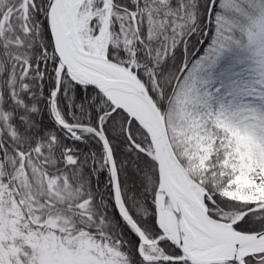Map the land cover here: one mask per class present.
Segmentation results:
<instances>
[{
    "label": "snow or ice",
    "instance_id": "snow-or-ice-1",
    "mask_svg": "<svg viewBox=\"0 0 264 264\" xmlns=\"http://www.w3.org/2000/svg\"><path fill=\"white\" fill-rule=\"evenodd\" d=\"M0 264H264V0H0Z\"/></svg>",
    "mask_w": 264,
    "mask_h": 264
}]
</instances>
